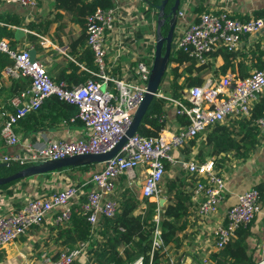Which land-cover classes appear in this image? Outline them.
I'll use <instances>...</instances> for the list:
<instances>
[{
	"label": "built area",
	"instance_id": "1",
	"mask_svg": "<svg viewBox=\"0 0 264 264\" xmlns=\"http://www.w3.org/2000/svg\"><path fill=\"white\" fill-rule=\"evenodd\" d=\"M39 1L0 0L32 9L38 6ZM190 3L188 0L180 4L177 10L176 16L178 21L184 23V28L176 39V46L197 60L203 61L206 53L219 45H226L230 50L237 49L244 35H258L264 30V17L239 18L226 10H204L197 20H190ZM124 12L123 1L116 0L110 7L98 6L87 17V44L94 52L97 69L93 71L94 75L78 84L69 85L65 80L55 79L44 61L33 56L29 48L11 46L7 38H0V53L5 52L13 59L12 63L4 66L2 74L30 78L29 87L12 97L14 109L4 113L0 138L5 145L14 147L20 144L17 133L19 122L52 94L76 104L78 111L71 120H79L84 125L80 138L71 141L50 139L43 144H30L26 152L14 150L4 154L1 158L3 163L25 166L75 155L106 153L121 141L145 96L155 56V49L150 54V62L142 58L143 54L136 55L133 68L136 79H119L109 73L107 34L109 30L131 22L132 18H124ZM147 21L149 19L144 18L139 22ZM26 31L29 30L26 28ZM37 34L43 44H52L53 41L46 35ZM262 92L264 68L258 67L244 76L231 71L208 76L205 83L184 90L188 103L159 88L156 95L166 98L168 107V111L159 118L166 124L159 135L148 137L137 131L128 137L114 157L102 163L101 169L93 172L87 180L65 183L51 194L29 199L21 208L0 214V249L20 238L30 228L42 225L49 216L52 215L53 224L58 225L68 222L78 209L96 228L100 217H114L117 213L116 180L127 174L133 183L139 169L143 174L142 197L159 203L160 199L165 198L162 179L167 163L180 166L195 178L194 198H201L198 214L212 216L225 199L226 177L218 170L216 158L209 157L205 161L196 157L184 159L181 150L190 140L205 135L217 124L250 116L253 102ZM182 115H187L189 119L185 126L178 120ZM255 123L264 133V115L257 118ZM89 184L92 187L85 192ZM83 196H86V200L80 201V207L74 208L73 200ZM260 197L259 190L254 187L238 194L236 203L227 212L226 222L215 231L217 250L235 236L238 228L252 223L261 210ZM155 219L158 223L159 218ZM162 244L157 226L153 234V249L160 248ZM85 248L86 244L76 249L66 248L55 259L44 253L42 264H74L77 256L84 254ZM170 262L177 264L175 259L170 258ZM133 264H142V260L138 259Z\"/></svg>",
	"mask_w": 264,
	"mask_h": 264
},
{
	"label": "trees",
	"instance_id": "2",
	"mask_svg": "<svg viewBox=\"0 0 264 264\" xmlns=\"http://www.w3.org/2000/svg\"><path fill=\"white\" fill-rule=\"evenodd\" d=\"M143 6L141 10L151 18L159 14L158 4L162 0H141ZM185 0H181V4ZM116 0H53L50 17H39L36 21H24L25 16L16 12L0 14V35L14 33L9 25L15 24L25 26L38 33L50 34L63 44V36L66 37L67 44V66L61 68L55 76L57 80H65L69 85L86 81L97 69L94 61V52L87 44V17L98 7H110ZM174 0H169L166 4V11L170 8ZM203 9L197 4L193 12ZM155 11V13H154ZM191 12V11H189ZM242 18L264 17V7L258 8L249 15ZM26 20V19H25ZM56 23V30L50 32L51 26ZM76 24L78 27H76ZM170 24L169 19L162 26L163 34H167ZM177 31H174L172 50L167 65V70L160 84V90L170 94L175 98H180L188 103L184 97V90L195 85L205 83L208 75L219 76L228 71L244 76L236 72V67L247 65V60L258 68H264V48L261 42L256 41L255 48H250V53H241L238 49L230 50L226 45H219L210 50L205 55L203 61L197 60L182 48H177ZM37 36L29 32L28 39L34 41ZM24 43V40L21 41ZM14 44L12 43L11 46ZM15 46V45H14ZM155 45H151L150 53L145 58L151 61V53ZM218 57H222L223 62L217 64ZM13 59L5 52L0 53V77L2 69ZM134 71V69H133ZM248 74V73H247ZM11 97L29 87L30 78L28 76L12 77ZM12 106V104H11ZM14 109V106H12ZM78 111V106L67 101L57 94H52L45 98L40 107L28 113L19 125L25 134L31 131L56 128L62 122H70L71 117ZM168 111L167 100L162 96L155 95L149 103L148 109L142 120L138 132L148 137H156L166 127L164 122L159 120L162 113ZM264 115V92L260 93L254 100L251 115L244 118H236L228 123L217 124L205 135L198 136L190 140L189 144L182 148L181 156L188 159L193 152V148L198 146L197 158L205 161L209 157L216 158L219 171L225 167L227 160L231 159V154L236 158L246 159L254 152L260 142V129L255 120ZM180 124H188L187 115L179 116ZM3 121V119H2ZM0 123V128L2 126ZM2 141L3 139L0 138ZM0 141V144L2 143ZM3 163V162H1ZM97 164L86 163L79 167L95 169ZM28 165L19 164L0 165V177L10 176L17 173ZM86 166V167H85ZM63 167L60 169H69ZM170 164L167 163V170ZM166 170V171H167ZM95 172V170H94ZM92 175V173H91ZM91 177V176H89ZM27 178L17 179L0 185V192L5 196L13 195V188L19 183H23ZM162 184L165 188L166 203L159 206L158 202L143 198L139 200L135 193L128 187L123 191L116 192L117 213L114 217H100L98 226L93 228L87 220L86 215L78 209L74 211L72 218L62 224L54 225L55 242L64 249H76L82 244H86L84 264H133L138 259L142 264H170L167 246H174L176 250L183 246L181 233L188 225V217L192 212L194 204V184L195 178L190 176L185 170L175 176L164 174ZM92 184L89 185L91 187ZM261 195L260 185L255 186ZM75 208V207H74ZM8 211V210H7ZM6 211V212H7ZM156 217L159 218L157 223ZM250 225V224H249ZM248 225V226H249ZM158 226L163 244L160 248L153 249V234ZM248 226H241L236 230L235 236L230 238L222 249L210 251L205 256L202 264H255V260L249 252L247 238L249 235ZM62 251V250H61ZM60 253V252H59ZM59 253H55V259ZM183 257L182 252L176 251L177 264ZM74 264H80L75 261Z\"/></svg>",
	"mask_w": 264,
	"mask_h": 264
},
{
	"label": "crops",
	"instance_id": "3",
	"mask_svg": "<svg viewBox=\"0 0 264 264\" xmlns=\"http://www.w3.org/2000/svg\"><path fill=\"white\" fill-rule=\"evenodd\" d=\"M52 1L53 0H48L47 4L44 5L43 3L42 5H39V7L33 9L16 3L0 2V14L3 15L7 12H16L25 16V22L36 21L39 17H50L49 11L52 10ZM122 1L124 3L125 13L127 14L133 10L141 9L140 6L144 5L141 0ZM186 1L188 0H185L184 3ZM190 1L191 12H189L188 15L190 20H197L199 14L204 10H212L214 12L226 10L231 15L242 18L241 16L249 15L256 9L264 7V0ZM195 1L197 4L203 6V9L199 12H193ZM129 3L131 4L129 5ZM44 9L45 12L43 13ZM179 22L180 24L178 25L177 22L175 27V30L177 31L176 37L182 34L184 28V23L181 21ZM2 24L3 21L0 20V25ZM9 27L14 30V33L0 35V38H7L10 41V44L13 43L15 46H24L29 48L33 56H36L44 61L49 73L53 77L57 76L61 68L67 66L69 56H67V48L64 49V47L68 44L65 36H63L62 40L64 43L59 44L60 42L57 39H54L50 34L44 33V35H46L53 42L52 44L49 42L43 44L40 40V36L37 34L38 32L35 33L34 30L15 24H10ZM56 27V23H54L50 28V32H54ZM76 27H78L77 24ZM26 28L29 31H26ZM122 28L123 27L119 25L115 30H109L107 34L108 54L106 60L109 67V73L114 77H118L119 79H136V74L133 71V68L136 65L137 53L135 46L137 45L134 41H130L127 38L125 40L123 39ZM29 32L35 33L37 36L34 41H30L27 38ZM131 34L132 32L127 33L128 36H132ZM22 40H24V43H21ZM256 41H260L261 47L264 48V30L258 35H244L237 49L243 54H249L251 46L252 48L257 47L256 43H254ZM147 51H149V49ZM216 62L217 64L222 63V57H218ZM254 68L256 67L252 64V61L247 60V65H237L236 72L238 74L247 75V73L249 74ZM12 85L13 78L3 73L0 77V123L2 119H4V113L13 110V105L11 106ZM171 119H173V117H171ZM172 123L174 124V122ZM24 131L25 130H23L19 125L17 133L20 136L21 142L14 147L5 145L4 141L0 139V141H2L0 144V163L2 162L1 158L4 156V154L14 150L26 152L30 144H43L50 139H64L71 141L80 138L84 133V125L79 120L73 121L70 119V122L64 121L56 128H48L36 132L31 131L27 134H25ZM259 138L260 142L256 150L252 152L246 159L236 158L233 156V153V155L231 154V159L227 160V166L225 165L222 171H220V173L226 177V196L215 214L209 217L199 215L198 208L201 198H194L192 212L188 217L187 228L181 233V237L183 238V246L178 250H176L173 245L167 246L166 249L168 250L169 258L176 259V251H178L179 253H183V257L179 264L204 263L205 256H207L210 251L216 250L215 231L220 224L226 222L227 212L229 208L236 203L238 194L260 185L262 188L260 197L261 210L256 215L252 223L248 226L249 235L247 242L249 246V252L256 261L255 264H264V133L261 132ZM195 147L193 148V152L190 154L188 159H191L192 157L197 158L198 150L194 152ZM183 158L186 159L184 156ZM94 164H97L95 169H89V167L86 166V168H82L79 167L80 165H78L71 166L72 168L69 169L59 168L44 174L31 176L23 183H19L13 188L14 192L11 197L5 196L2 192H0V214L5 213L7 210L21 208L28 202L29 199L51 194L56 188L63 186L65 183H75L87 180L94 170H99L102 167V163ZM170 167H172L171 170H173V167L177 170H183V168L178 165H170ZM140 171V169L137 170L136 179L138 178L143 182V174L141 175ZM175 175L177 174H172L170 176ZM89 185L86 186L85 192L89 191V189L92 187H89ZM131 185L132 181H130L128 175L123 174L116 180V192L118 190L119 192H122L123 189L131 187ZM141 189L140 197L137 196L139 200H143ZM115 199L117 200L116 197ZM85 200L86 196H83L81 199H75L73 200L72 205L73 207L78 208L80 207V201L83 202ZM165 203L166 199L164 204ZM158 205L160 206L159 203ZM54 231L53 216L51 215L42 225L30 228L20 238L0 249V264H42V255L44 253H47L53 258L55 253H59L61 250H63V248L61 249L54 240ZM75 261L80 262V264H84L86 261V256L81 254L77 256Z\"/></svg>",
	"mask_w": 264,
	"mask_h": 264
},
{
	"label": "water",
	"instance_id": "4",
	"mask_svg": "<svg viewBox=\"0 0 264 264\" xmlns=\"http://www.w3.org/2000/svg\"><path fill=\"white\" fill-rule=\"evenodd\" d=\"M169 0H162L158 4L157 9L159 11L157 20V41L155 43V56L152 64V70L150 78L148 81L147 91L145 96L136 109L133 117V121L126 134L123 136L121 141L111 150L106 153L99 154H84L69 156L59 160H49L46 162H41L37 164H31L21 169L15 174L10 176L0 177V185L21 179L26 177H31L39 174H44L46 172L56 170L63 167L78 166L86 163H104L108 159L114 157L123 144L127 141L128 137L134 135L140 128L142 120L148 109L149 103L152 98L156 95L159 90L160 84L162 82L163 76L167 70L168 61L170 58V53L172 50V42L174 38V31L178 18L176 16L177 10L181 4V0H174L170 11H166V4ZM169 19V30L167 34H163L162 26ZM3 163H0L2 165ZM165 202V198L160 199L159 204L162 206Z\"/></svg>",
	"mask_w": 264,
	"mask_h": 264
},
{
	"label": "rangeland",
	"instance_id": "5",
	"mask_svg": "<svg viewBox=\"0 0 264 264\" xmlns=\"http://www.w3.org/2000/svg\"><path fill=\"white\" fill-rule=\"evenodd\" d=\"M48 0H40L39 5H42L44 3L47 4ZM131 3H129L130 5ZM36 11V10H35ZM41 11V10H39ZM45 12V9L43 13ZM37 13V12H36ZM125 19L132 18L131 22L123 24L122 25V30H123V39L125 40L126 38L129 39L130 41H134L137 46L136 47V53L137 55L143 54L144 57H148L150 53V47L151 45H155L157 41V18L158 15H153L154 19L151 17L149 18L146 15V12L142 11L141 9H138V12L132 11L129 12L128 14L124 12ZM144 18H148L149 21L147 23H139L140 20H143ZM180 22L178 21V25ZM177 25V27H178ZM132 32V36H128L127 33ZM149 49V51H147ZM146 51V52H145ZM198 150V146L195 147L194 152ZM227 166V164H226ZM172 167H170L167 172L165 173L166 175L170 176L172 174H177L181 169L177 170L176 168L173 167V170H171ZM183 171V170H182ZM181 172V171H180ZM179 172V173H180ZM164 179V177H163ZM251 183V182H250ZM142 186V180H139L138 178L135 180V182L132 183L131 187H129L136 196L140 197V189ZM115 195L118 196V194L115 192ZM118 198V197H117Z\"/></svg>",
	"mask_w": 264,
	"mask_h": 264
}]
</instances>
